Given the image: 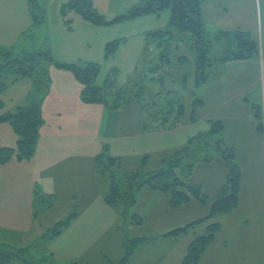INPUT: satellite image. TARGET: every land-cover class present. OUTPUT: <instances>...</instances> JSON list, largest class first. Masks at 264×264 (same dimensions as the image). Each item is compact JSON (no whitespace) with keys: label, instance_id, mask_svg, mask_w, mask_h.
<instances>
[{"label":"rangeland","instance_id":"374dc122","mask_svg":"<svg viewBox=\"0 0 264 264\" xmlns=\"http://www.w3.org/2000/svg\"><path fill=\"white\" fill-rule=\"evenodd\" d=\"M38 1L45 10L46 19L41 26L36 27V36L29 39L39 44L44 50L47 47H42L43 45H52L56 59H65L64 55L68 54L73 55L72 62H98L101 65L97 78L99 84H102L108 75L115 76L118 84H123L130 78L138 76L149 97H155L159 90L173 86L174 92L179 93L185 101L186 111L179 127L162 132L154 130L148 134L141 130V124L146 115L140 106L130 103L120 109L123 125L120 142L106 141L99 146L98 151L103 152L104 150L107 155L111 156L121 153L119 156L122 159L123 169H143L148 172L161 167L163 157L173 155L177 149L187 143L189 137L195 136L201 131L208 133L211 127L208 118L221 120L223 130L208 135L207 139L211 145L206 148V151L200 149L201 153L197 157L186 155L184 158L185 164L194 161V166L192 170H188L189 167L185 169L183 175L186 176L182 177L187 182L201 185V189L206 195L205 202L193 199L180 206H172L166 193L144 186L135 191L136 203L127 209H125V205L128 203L121 200L118 205L112 206L110 211L112 214H105L94 209L90 211L91 220L98 225V228L105 229V231L97 237L98 242L91 244L90 248H92L88 249L83 256L79 258L66 256L62 241L56 243L60 248H56L53 252H46L44 256L41 253L44 250L36 249L38 242L35 241L31 244L32 253L42 261L40 264H72L74 262V264H121V259L125 255L124 239L144 237L145 239L134 251L133 259L130 258L125 264H176L175 258L186 253L188 240L185 237H175L164 233L209 213L211 205L228 175V167L221 152L214 148L220 138L224 141V146H232L236 150L235 161L243 176L241 188L248 193L253 190L256 194L258 193L257 195L264 189V63L262 59V62L257 65L254 62H249L224 66L222 62H216L211 67L209 83L195 89L193 87L195 53L188 42L177 43L175 41L170 48V62L167 64V73L163 76L161 84L156 77L155 79L150 78V69L159 62V51L152 45L147 47L145 36L147 37L146 32L167 28L170 18L169 10L163 11L160 15L146 14L135 19L103 26L93 25L84 20L81 15L75 14L73 27L69 29L64 24L60 9L58 10L60 1L64 0ZM141 1L143 0H113L108 9L101 11L108 19H112L115 11L125 9L121 11L122 13ZM202 8L207 38L212 40L209 52L211 61L215 62L224 54V44L215 38L219 30H241L255 38L260 46L262 45L264 41L262 29L264 0H206L202 3ZM84 36L87 41H84ZM117 38H125L126 41H121L117 51L112 56L106 57L105 45L101 41ZM104 43L106 44V42ZM16 48L22 49L20 46ZM262 53L264 51H261L260 58ZM181 55H186L188 59L181 62L178 58ZM48 69L49 76L52 78L48 100L53 106L63 94L64 110H72L71 113H78L84 117L82 125L85 123V128L80 133L83 132V137L89 143L95 144L96 137H98L96 128L100 125L101 109L99 104L101 103L85 102L81 103L82 107H74V100H70L69 95L71 89L67 90L62 85L64 78L62 67L52 64ZM115 69L117 71L114 72ZM11 87L12 85L6 89L5 93L10 95L9 92L13 90L12 96H16L17 91ZM80 93L81 87L77 88L76 93L79 98ZM201 95L205 97L206 109H201L197 121L192 123L190 122L191 104L195 96ZM5 98L6 106H9L8 96ZM81 102L84 101L81 100ZM66 106L68 108H65ZM253 106H259L262 111L259 124L263 130L257 129L258 120L253 116L255 110ZM7 143L15 144L13 147L16 148V132L11 123L1 121L0 146H6ZM202 153H207L210 158L199 159ZM143 158L147 162H143ZM98 174L100 189H96L94 194H89L96 198L91 200V202H95L94 204L98 202V193L102 191L105 195L110 183L108 175L99 172ZM58 201L63 207L64 202ZM58 201L46 200V203H40L41 218L39 221L44 222L46 219L44 218L45 212L42 210L43 206L48 214L50 209L56 207ZM237 209L238 207L231 213L236 212L232 216L241 220L240 231L243 234L255 231L256 234L262 236L261 245L264 249V201L256 209L250 206L247 210L245 204ZM134 214L138 215L135 217ZM244 220L249 221L246 224ZM50 222L51 220L48 221V223ZM103 222L106 223L99 226ZM45 223L47 224V221ZM204 224L197 225V233L202 231ZM193 231L194 229L190 230L189 236H192ZM177 238L182 241L179 242L176 240ZM1 239L4 238L0 235ZM8 241L13 245L19 243L12 238H9ZM1 243L6 242L2 240ZM166 255H168V261L164 262Z\"/></svg>","mask_w":264,"mask_h":264},{"label":"trees","instance_id":"16d2710c","mask_svg":"<svg viewBox=\"0 0 264 264\" xmlns=\"http://www.w3.org/2000/svg\"><path fill=\"white\" fill-rule=\"evenodd\" d=\"M204 1L206 0H143L112 19H108L93 0H67L62 3L60 13L64 19V24L71 29L75 14L81 15L84 20L93 25L103 26L135 19L146 14L160 15L163 11L169 10L170 18L167 28L147 32V47L152 45L157 47L159 51V62L150 69V78L155 79L156 77L162 84V78L167 73V64L170 62L169 54L173 42H188L195 53L193 87L198 89L210 81L211 67L216 62L225 63L231 60L250 59L258 57L261 51H264V41L260 46L255 38L241 30L223 29L217 32L215 38L224 44V54L215 62L211 61L209 52L212 47V40L207 38V31L204 26L202 13ZM27 3L32 17V25L27 36L33 38L36 36V27L41 26L46 17L45 10L38 0H27ZM262 29L264 31V17ZM124 39L117 38L107 41L105 44L106 57L112 56ZM178 58L181 62L188 59L186 55H181ZM51 63L65 67L74 73L81 83L80 98L84 102L101 103L115 110H120L124 105L130 103L140 106L146 115L141 124L142 132L172 130L179 127L183 122L186 103L179 93L174 92L173 86L159 90L155 97H149L138 76L130 78L123 84H118L115 76L108 75L102 84L97 83L101 69L98 62H60L55 60L50 48L46 50L42 48L17 49L14 46L4 47L0 45V97L11 84L20 79L27 78L33 82L27 104L18 106L14 111L0 112V121L10 122L18 135L16 148L0 146V163L7 162L13 155L18 158H30L35 154L41 126L44 123L42 105L51 85L47 67V64ZM204 105L205 99L202 95L193 98L190 122L197 121L198 113ZM253 107H255L253 116L258 120L257 129L263 130L259 124L262 111L259 106ZM220 130H223L222 121L219 119L211 120L208 133L201 131L199 134L189 137L187 143L177 149L173 155L163 157L161 167L148 172L143 169L125 170L122 168V159L119 156L107 155L103 150L96 155L95 165L99 173L108 175L110 178L104 201L115 206L124 200L128 203L125 205V209H127L136 203L135 191L141 187L149 186L153 190L166 193L172 206H180L193 199L205 202L206 195L201 189V185L187 182L182 177L186 176L183 175L185 169L189 167L188 170H192L194 166V161L185 164L184 158L186 155L197 157L201 153L200 149L206 151V148L211 145L207 139L208 135ZM223 143L224 141L220 138L214 148L221 152L228 167V175L226 182L213 201L209 213L166 232V235L178 237L189 233L191 229L196 230L197 225L201 223L206 224V232L197 233L195 231L181 264L199 263L203 253L221 228L220 222L216 221L215 217L233 211L239 204L242 172L235 161V148L226 147ZM209 158L207 153H202V156H199V159L206 160ZM143 162H147L145 158H143ZM43 197L45 195L40 193L39 199ZM75 215L76 212L74 211L67 217L55 222L45 230L44 236L54 238L60 235L71 224ZM137 215L134 214L135 217ZM137 221L139 222V220ZM144 239V237L124 239L125 255L121 259V264H125L130 259ZM15 259L21 260L25 264H40L42 262L31 254L28 247L1 243L0 264H7Z\"/></svg>","mask_w":264,"mask_h":264},{"label":"crops","instance_id":"0c3cea01","mask_svg":"<svg viewBox=\"0 0 264 264\" xmlns=\"http://www.w3.org/2000/svg\"><path fill=\"white\" fill-rule=\"evenodd\" d=\"M64 1H60L58 10ZM93 1L100 10H105L111 6L113 0ZM123 10L125 9L115 11L114 16L120 14ZM79 23H81V20H79ZM31 25L32 17L27 0H0V45L4 47L14 46L15 48L20 46L22 49L41 48L39 44L30 40L32 38L27 36ZM107 40L110 39L101 41V43L105 45L104 42H107ZM84 41H87L86 37ZM124 41L126 40L124 39ZM42 47L50 48L54 56L52 45L45 44ZM64 51L66 53V50ZM64 56L65 59L57 58V60L54 58L60 62L73 61V55L65 54ZM261 59L264 63V53H262L261 58L258 56L250 59L231 60L223 64L226 66L254 62L257 65L262 62ZM52 64L55 63L47 64V67L52 66ZM62 69L64 71L62 72V76H64L62 85L67 90L71 89L69 95L70 100H74V107H82L81 103L85 102H81L79 96H76L77 88L81 87V83L72 74L71 70L65 67H62ZM11 85V88L17 91V95L12 96L13 90L9 92L10 95L4 92L0 97V112L14 111L18 106L27 104L29 93L33 88V82L27 78L20 79ZM50 89L42 105L44 123L41 126L35 154L30 158H18L13 155L7 162L0 163V235L4 238L0 242L5 240L6 243H9V238L15 239L19 242L16 246L28 247L31 254H33L31 244L37 241L38 246L36 249L39 251L44 250L41 252L44 256L46 252H53L56 248H60L56 243L62 241L65 255L70 256V258H79L88 249L92 248H90L91 244L98 242L97 237L105 231V229L98 228V225L94 224L89 217L90 211L94 209L105 214H112L110 211L114 205L104 201L102 191L98 193L99 198L97 197L98 202L96 204L91 202V200L96 199L92 197L94 195L89 194H94L96 189H100L98 186L99 174L95 165L96 155L101 153L98 151L99 146L106 141L120 142L119 139L122 138L120 135L123 128L122 113L121 110L110 109L103 104H99L101 114L100 125L98 124L99 127L96 128L98 137H96L95 144H91L83 137V132L80 133L85 128V123L82 125L84 117L78 115V113H71L72 110H64L63 94L58 98L59 101L52 106L51 101L48 100ZM6 96L9 98V106H6L5 103ZM65 108H68V106ZM202 109H206V102ZM207 120L211 122L212 119L208 118ZM148 133L150 132H146V134ZM17 139L18 135L16 134ZM14 145L7 143L6 146L13 147ZM119 157L121 158V156ZM103 188L105 189L106 185ZM40 193L45 197L39 199ZM257 194L253 190L248 193L241 188L238 209L244 204L247 210L250 206L253 209L259 207L264 201V189L259 195ZM46 200H60L64 204L62 207L58 201L56 203L58 206L56 205L55 208L50 209L48 214L43 206L42 210L45 212L44 218H46L44 222L47 221V224H44L43 221H39V218H41L39 205L41 202L46 203ZM80 204L81 207H79ZM74 211L76 215L71 224L60 235L54 238L44 236L47 228ZM235 213L216 216L215 220L220 222L221 228L203 253L198 264H264V249L261 245L262 236L256 234L255 231L243 234L239 229L242 224L241 220L232 216ZM49 220H51L50 223H48ZM247 221L249 220H244L246 224ZM105 223H100L99 226ZM204 230H206V224L199 233L206 232ZM195 231L191 233L192 236L186 233L183 234L184 236L180 235V237L187 238L189 244ZM176 240L182 241L179 238ZM33 256L35 255L33 254ZM184 256L185 254L177 256L175 258L176 264L178 262L181 264ZM133 257L130 258L133 259ZM17 260L7 264H25L23 261ZM166 261H168V255L164 257V262Z\"/></svg>","mask_w":264,"mask_h":264}]
</instances>
